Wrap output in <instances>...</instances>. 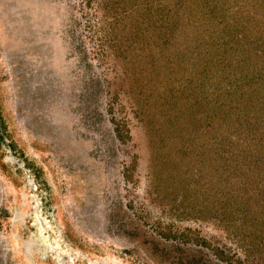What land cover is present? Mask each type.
<instances>
[{"label":"rangeland","instance_id":"374dc122","mask_svg":"<svg viewBox=\"0 0 264 264\" xmlns=\"http://www.w3.org/2000/svg\"><path fill=\"white\" fill-rule=\"evenodd\" d=\"M191 1L0 0V264H264V57L242 145L205 61L264 28Z\"/></svg>","mask_w":264,"mask_h":264},{"label":"trees","instance_id":"16d2710c","mask_svg":"<svg viewBox=\"0 0 264 264\" xmlns=\"http://www.w3.org/2000/svg\"><path fill=\"white\" fill-rule=\"evenodd\" d=\"M192 1L196 3V0H192ZM257 2L258 0H254V2L252 1V3L250 2L251 8H253V10L248 12V16L244 18L243 21L245 22L243 23L244 32L249 31V27H248L249 24L257 25L258 26L257 28H259L260 26L261 28H264V0H260L259 3ZM215 10L217 9L212 8V11ZM225 10L228 11V14L226 13L221 17L217 14L211 16L212 18L211 20L213 21L212 24L214 25L213 29L215 32L210 31L211 33L209 36L212 43L215 42V45L217 46L216 48L217 51L220 52L219 61L221 63L217 64L218 59L216 60L215 54L214 53L211 54V52L208 53L207 58H205V61L206 64L209 65L210 63L211 66H215V67L217 65L222 64V68H220V70L217 71V76L219 77L220 80L218 82L223 85L222 88H220V96H222L221 106L223 107L224 110L222 111V114H220V116L225 119H228L227 124L232 128L233 127L235 128V133L239 135L237 136V138L238 137L239 138L238 139L236 138L237 139L236 143L242 145V143H245L244 141L246 137L244 136L247 132L245 129V124L248 122L246 119H249L245 113H244L245 115L242 114V111L248 107L247 105L249 103L242 104L239 101H241V95H242V99H245L248 96L249 92L256 93L258 91L259 86L254 84L257 80L255 79L250 80L246 78L248 75L246 72L254 70V68L258 65V63L254 59L256 58V56H258V58H260V56L264 57V53L260 52L261 54H258V49L256 48L257 43L255 40H254L255 44L252 42L253 40L252 34L254 35L255 34L254 32L252 34L245 33L243 37H237L236 41L233 43L231 39L234 38L235 36L234 35L229 36L228 32H225L224 28L221 27L220 25L221 22L231 19L229 16H232V13L229 12V8ZM190 11H191V7L187 6L184 11L186 18H189V16L187 17V15L191 14ZM220 18L221 19L225 18V19L222 21L220 20ZM189 27H191L193 30L196 29L193 20H190ZM222 30L225 33H223ZM259 37L262 39V45H264V41H263L264 35H259ZM260 64L262 65V63ZM244 66L246 67L244 70H242ZM239 68L240 70H242L241 72H239ZM211 69L214 70L213 67ZM218 72L220 75L218 74ZM262 81L264 84V77ZM263 84L261 83L263 87V88L261 87L262 89H264ZM229 97L231 98L232 101L234 98H240L238 99V102L236 103L235 107L229 108V105L233 104V102H229ZM256 123H257V125L255 126L256 132L258 134L260 133V131H258L257 129H262V131L259 134L261 138H257V139L254 138V143H256L255 145L257 150H254L253 162L257 165V167L260 168L259 175L264 176V124L260 122L259 123L256 122ZM2 126L3 125L0 124V135L1 136L3 135V137H5V126L4 128H1ZM246 170H248V168Z\"/></svg>","mask_w":264,"mask_h":264}]
</instances>
